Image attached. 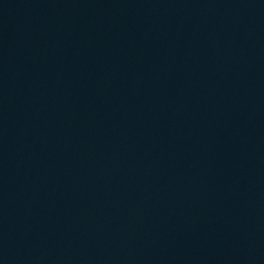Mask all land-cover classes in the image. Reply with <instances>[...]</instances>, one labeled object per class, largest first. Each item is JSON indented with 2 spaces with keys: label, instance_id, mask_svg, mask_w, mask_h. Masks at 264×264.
<instances>
[{
  "label": "water",
  "instance_id": "1",
  "mask_svg": "<svg viewBox=\"0 0 264 264\" xmlns=\"http://www.w3.org/2000/svg\"><path fill=\"white\" fill-rule=\"evenodd\" d=\"M0 264H264V0H0Z\"/></svg>",
  "mask_w": 264,
  "mask_h": 264
}]
</instances>
